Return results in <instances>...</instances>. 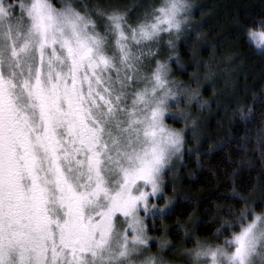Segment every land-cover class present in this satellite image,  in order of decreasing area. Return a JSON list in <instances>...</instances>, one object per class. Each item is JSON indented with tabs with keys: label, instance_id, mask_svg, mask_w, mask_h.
Segmentation results:
<instances>
[{
	"label": "snow or ice",
	"instance_id": "1",
	"mask_svg": "<svg viewBox=\"0 0 264 264\" xmlns=\"http://www.w3.org/2000/svg\"><path fill=\"white\" fill-rule=\"evenodd\" d=\"M149 7L132 23L72 0H0V264H167L147 251L146 218L170 212L158 194L185 142L165 121L193 94L161 55L188 5ZM248 37L264 47V25ZM216 232L190 264H264V212Z\"/></svg>",
	"mask_w": 264,
	"mask_h": 264
},
{
	"label": "trees",
	"instance_id": "2",
	"mask_svg": "<svg viewBox=\"0 0 264 264\" xmlns=\"http://www.w3.org/2000/svg\"><path fill=\"white\" fill-rule=\"evenodd\" d=\"M60 6L61 0H52ZM161 0H72L79 11L96 18L97 9L124 13L135 23L149 6ZM188 5L173 47L163 45L161 59L169 61L177 83L195 88L207 103L204 131L183 152V166L174 180L166 179V195L174 200L170 212L146 222L147 234L159 244L167 241L163 260L177 250L191 249L197 239L220 242L217 228L222 221L240 219L253 197L264 193V50L247 41L249 29L264 25V0H186ZM170 58V59H169ZM221 62L228 94L214 91V85H190L196 73H212ZM223 63H227L223 67ZM187 87V88H188ZM225 87L223 88V90ZM179 127V123L174 124ZM186 141H190L189 135ZM175 186V187H174ZM238 230L239 225L235 226Z\"/></svg>",
	"mask_w": 264,
	"mask_h": 264
},
{
	"label": "rangeland",
	"instance_id": "3",
	"mask_svg": "<svg viewBox=\"0 0 264 264\" xmlns=\"http://www.w3.org/2000/svg\"><path fill=\"white\" fill-rule=\"evenodd\" d=\"M57 7H59V6H57ZM95 14L97 16V13H95ZM137 19H139V18H136V20ZM246 39L254 47L255 50H257V51L264 50V47L258 48V47H256L255 44H253L250 41V39L248 37V32L246 34ZM221 64H222L221 62L216 63V66L214 68V72H212V73H208V72H207V74L196 73V74L192 75L190 78V82H191L190 85H195V86H200V87H203L205 85L213 86L214 84L220 83L222 80H223L222 81L223 83L222 82L221 83L225 84V76L227 78V75H222V73L220 72ZM226 64L227 63H223V67H225ZM170 76L173 79V76L171 74H170ZM177 84L183 85L181 83H177ZM184 86L188 87L187 84H185ZM213 87H214L213 88L214 91L218 90L219 93L228 94V88H226V86H224L225 87L224 90H223L224 87L219 89L220 86L218 87L217 85H214ZM188 89L193 95L191 97H187V96L182 95L180 97L181 103L178 106L174 105L172 107L171 116L169 118H167L165 121L169 126L183 130L185 142H184L181 153L173 159L171 166H170V171H166V174L163 176V181H162L163 190L160 194H158V196L160 197L158 200V206H163L165 204V198L168 201V204H167L168 208L171 206V202L174 201L171 199V196L166 195V191H165L166 179H169L172 181L174 180V177L176 175V171L179 170V167L183 166V158H182L183 152L185 151V149L189 153L193 152L189 146V144L192 143L191 142L192 137L196 138L200 135L201 132L204 131L203 120L205 118H207L208 115H211V114H208L206 112L207 103L201 102V101H203L202 100L203 98L201 97L202 95H199L197 93V91L195 90V88L188 87ZM172 116H174L175 118L173 119ZM175 123H179L180 126L176 127L174 125ZM187 135H189V139H190L189 142L186 141ZM247 209L249 210V212H251V211H255L256 213L264 212V193L259 192L255 197H253L250 204H249V207ZM141 214H143V213H141ZM149 219H153V217H147L146 222ZM238 230H239V228H238ZM148 237H149V241H148L147 251L151 252L153 254H156L160 259L163 260V258H162L163 252H164L165 248H167V246L163 245L161 247L160 246L161 244H159L157 240L153 239L149 235H148ZM195 241L193 242L192 248L195 247ZM214 243H216V242H214ZM171 257L174 259L175 258H181V260H182V262H178V263H174V264H190V258L185 255V251L182 252V250H177V252H175L174 254L172 252ZM167 264H172V263H167ZM257 264H259L258 258H257Z\"/></svg>",
	"mask_w": 264,
	"mask_h": 264
}]
</instances>
